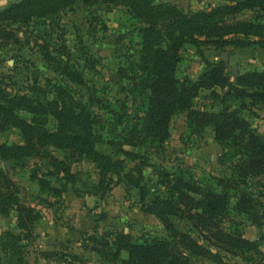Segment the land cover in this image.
Returning <instances> with one entry per match:
<instances>
[{
    "label": "trees",
    "instance_id": "trees-1",
    "mask_svg": "<svg viewBox=\"0 0 264 264\" xmlns=\"http://www.w3.org/2000/svg\"><path fill=\"white\" fill-rule=\"evenodd\" d=\"M99 2L123 5L142 24L138 59L132 61L129 70L119 69L120 79L127 82L119 87L123 97L112 102L98 97L94 91L77 92L74 88H85L86 82L81 68L67 59L66 47L57 49L61 56H67L62 60L43 46V59L63 79L54 83L48 80L44 85L35 79L22 92H11L0 83V132L15 128L22 138L21 143H0V159L39 161L31 169L29 179L55 196H59L65 186L63 189L53 187L46 176L60 175L65 182L74 183L76 175L72 165L85 158L97 166V193L105 194L122 179L136 187L144 211L161 221L168 236L144 239L140 243L122 230L106 231L100 237L90 236L95 242V252L106 261L190 264V256L194 254L209 255L216 261L215 255L203 249L190 234L176 228L172 217L179 214L193 221L200 232H205L204 239L213 240V244L222 243L226 250L255 249L254 242L239 237L238 231L225 232L219 222L228 211L231 197L235 199L236 213L249 218L255 216L256 200L241 185H246L251 177L264 176V135L251 127L241 110L248 107L246 99L251 105L264 104V69L231 78L223 63L203 59L206 69L196 80L179 81L175 73L186 43L196 49L203 44L217 48L264 45V0H236L196 13H186L174 4L155 0H19L0 9V40L5 44L19 42L20 27L36 20L55 19L63 10ZM247 10L257 13L254 19H237ZM231 36L236 38L229 39ZM251 37L256 39L251 40ZM225 88L223 95L216 90ZM201 90H208L210 96L219 101L221 107L217 112L193 107V100ZM232 98L240 100L236 109L228 105ZM137 100L136 109L129 112V102L137 104ZM96 107L111 117H104ZM22 112L28 117L21 116ZM179 112L186 113L191 131L201 133L211 127L215 141L229 148L232 157H236L230 177L219 182L221 190L200 186L182 174L171 176L162 169L160 183L166 188V196L156 190L150 192L142 183V169L135 167L136 175L132 169L125 172V159L115 156L116 153L130 159L139 156L125 150V145H162L169 136L171 117ZM105 124L110 126L113 138L105 137ZM104 144L115 147L116 152L99 150ZM49 148L62 150L63 158L54 156ZM230 188L233 194L227 192ZM149 194V202L144 203ZM11 211L15 213V227L19 232H1L0 246L11 264H25L21 242L33 238L39 213L21 201L15 181L0 167V216H7Z\"/></svg>",
    "mask_w": 264,
    "mask_h": 264
},
{
    "label": "rangeland",
    "instance_id": "rangeland-1",
    "mask_svg": "<svg viewBox=\"0 0 264 264\" xmlns=\"http://www.w3.org/2000/svg\"><path fill=\"white\" fill-rule=\"evenodd\" d=\"M7 1V0H6ZM19 0H8L0 9ZM236 0H155L157 3L174 4L186 13L208 11L221 4H231ZM256 12L247 10L237 19L251 20ZM231 22V20H229ZM141 22L129 14L123 5L114 6L99 2L92 6H76L71 10L61 11L55 19L36 20L18 29L19 42L3 43L0 40V83L11 92L24 91L25 87L35 79L44 85L48 80L52 83L61 82L62 76L55 72L43 59V46L50 54L65 60L57 49L66 47L67 58L81 68L86 87L74 89L77 92H96L98 97L112 101L122 98L120 84L127 82L120 79L119 69L129 70L132 61L138 59L139 29ZM236 38L234 36L229 37ZM238 38L242 39L241 36ZM251 40L256 39L254 37ZM223 63L227 73L234 78L236 74L264 69V45L250 44L246 46L226 45L217 48L211 44H203L196 49L191 44H184L181 58L176 67L179 81L196 80L206 69L203 61ZM223 95L226 88L216 89ZM137 104L129 102V112L136 109ZM247 108L241 110L251 127L264 135V104L251 105L245 100ZM240 100L228 101L230 108H238ZM195 109H206L217 112L221 104L210 96L208 90H201L193 100ZM102 111L104 117L105 110ZM21 116L28 117L22 112ZM111 117V116H110ZM113 122H111L112 124ZM105 137L111 136V128L105 124ZM169 136L162 145L155 143L142 147L123 146L139 156L136 159L116 153L117 158L125 159V172L140 167L143 173L142 183L150 192L156 190L166 196V188L160 183V171L166 170L171 176L182 174L191 177L200 186L221 190V179L230 177L236 157L231 150L219 145L213 136L211 127L201 133L191 131L186 122V113H175L168 124ZM116 141L118 139H115ZM18 129L11 128L0 132V143H21ZM115 153L116 148L108 144L98 147ZM49 151L62 159L64 152L56 148ZM36 159L23 162L4 161L0 159V167L5 169L15 181L19 196L23 203L33 207L39 218L34 224V236L23 240L25 264H122L106 261L95 252V242L90 236L100 237L106 231H120L132 236L134 242L153 237H167L161 221L144 211L136 187L122 179L103 195L95 191L99 180L97 166L89 159H83L72 165L76 175L74 183H67L60 175L46 176L51 185L63 189L59 196L41 190L29 179V174ZM40 175V173H39ZM241 185L256 200L255 216L249 218L238 214L233 209L234 197H231L228 211L220 218L219 225L231 234L239 232V237L254 242L255 249L244 250L231 248L226 250L222 243L208 241L202 236L203 231L194 227L193 221L183 214L172 217V222L181 231L190 234L197 243L215 255L212 261L209 255L194 254L190 256V264H264V176L251 177ZM233 194V189H227ZM150 194L144 200L148 203ZM256 219V224L254 221ZM10 230L18 233L15 227V213L0 216V233ZM207 234V233H206ZM237 235V234H236ZM0 264H11L0 246Z\"/></svg>",
    "mask_w": 264,
    "mask_h": 264
},
{
    "label": "crops",
    "instance_id": "crops-1",
    "mask_svg": "<svg viewBox=\"0 0 264 264\" xmlns=\"http://www.w3.org/2000/svg\"><path fill=\"white\" fill-rule=\"evenodd\" d=\"M7 2L8 0H0V6L3 7L4 5H6Z\"/></svg>",
    "mask_w": 264,
    "mask_h": 264
},
{
    "label": "water",
    "instance_id": "water-1",
    "mask_svg": "<svg viewBox=\"0 0 264 264\" xmlns=\"http://www.w3.org/2000/svg\"><path fill=\"white\" fill-rule=\"evenodd\" d=\"M232 71H233V73L235 74V75H237L236 73V69H235V67H232Z\"/></svg>",
    "mask_w": 264,
    "mask_h": 264
}]
</instances>
